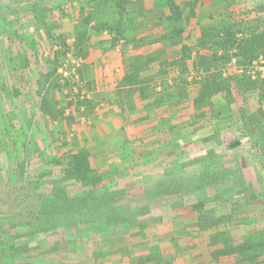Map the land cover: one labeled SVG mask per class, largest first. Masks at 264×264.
Instances as JSON below:
<instances>
[{"label": "rangeland", "instance_id": "1", "mask_svg": "<svg viewBox=\"0 0 264 264\" xmlns=\"http://www.w3.org/2000/svg\"><path fill=\"white\" fill-rule=\"evenodd\" d=\"M139 1L119 13L115 0H0V264H251L239 252L245 237L264 264V153L243 127L254 112L264 123V55L218 61L223 77L241 85L196 104L207 74L194 67L197 17L172 47L163 36L174 29L156 20L162 8ZM193 1L176 0L184 15ZM194 9L203 18L264 23V0H198ZM96 16L114 31L86 22ZM183 45L194 48L190 57ZM249 75L254 86L244 91ZM165 104L169 111L158 112L154 128L172 129L178 148L166 142L168 150H158L153 134L147 144L162 155L142 152L133 132L124 142L119 129L131 117L132 130L149 119L127 108ZM105 128L118 134L107 137ZM141 152L168 161L158 171L138 169ZM77 159L82 179L74 174ZM93 200L107 203L108 215L79 222L75 212ZM229 215L234 221L226 223Z\"/></svg>", "mask_w": 264, "mask_h": 264}, {"label": "trees", "instance_id": "2", "mask_svg": "<svg viewBox=\"0 0 264 264\" xmlns=\"http://www.w3.org/2000/svg\"><path fill=\"white\" fill-rule=\"evenodd\" d=\"M105 1L107 0H96L97 4H103L102 2H105ZM132 1H136L137 4L140 3L139 0H115V6L118 7L119 13H124L127 8V3L132 2ZM197 3H198V0H194L191 3L192 5L191 12L188 15H184V8L180 4H178L176 0H156L155 1L156 7H159V9L160 8L163 9V10L160 9V13L159 11L156 13L157 14L156 20L158 21V23L160 25L163 24L164 30L167 32H171L169 31L170 29L168 28L174 29L169 35V37L163 36L164 39L170 38V40H172L169 43V46L174 47L179 44L177 36H181L182 32L186 30L185 24L186 25L190 24L191 18L197 17L198 19V25L201 28V34H200V37L198 38V41L195 44L196 55L194 56V63H195L194 67H196L198 70H203L207 74L204 76V78L206 79V82L203 81L201 83L199 96L195 100L196 104L201 103L204 100H209L211 97H213L218 92H224L226 96H229L231 92H233L235 89L238 88L240 82L237 83L236 80L230 76L223 77L222 73L219 71V66L217 63L218 61L222 59L229 61L230 59H232L233 55L235 56L243 55L245 62H248L249 60H252L253 58L259 55H264V26H263L264 23L252 24L249 27L247 23H243V22H246L247 20L234 23V22H231L230 19L228 20L216 19L211 15L206 16L204 18L199 17L197 12L194 9L196 8ZM131 5H135V4L132 3ZM164 8L165 9L167 8L168 12ZM132 12H135V11L132 10ZM137 12L140 13L141 11L138 10ZM96 17L86 18V22L89 24V22L96 20L98 21V27L96 28V30L100 31L105 28H109L111 32L114 31V28H113L115 27L114 24L110 22L102 21L103 18H100V16H96ZM234 26H236L237 29L236 27L234 28ZM246 29H250V32H248ZM237 32H243V36L241 38H238L236 35ZM13 33L15 35L17 33V30L12 31V33H9L8 35L9 39H11V36ZM188 48H189L188 46L183 45L182 52L184 56L190 57L191 56L190 51L192 50L193 47L189 49ZM232 49L236 51L232 53L231 52ZM220 51L222 53H220ZM156 52L162 55V52H165V51L158 50ZM158 53H153L155 55L151 57L152 61H155V59L156 60L158 59V61H160L161 56ZM208 53H212V57H208L207 56ZM174 54L175 56H177L178 54H181V51H174ZM175 56H172V57H175ZM212 67H213V71H210ZM184 81L187 83L186 80ZM244 82H245L243 84L244 91H249L247 89H249L250 86L251 87L254 86L253 85L254 81H251L250 75L244 79ZM173 95H174L173 93L170 94L171 96L170 102H173V100L175 99ZM186 97L187 96L181 97L179 100L182 101ZM162 102L164 101L162 100ZM254 113H250L248 115V117L246 118L247 121L246 122L244 121L245 123L243 124V127H246V129L247 128L250 129L251 132L249 134L252 133L251 136H253L252 142L254 141L253 142L254 145L264 153V146H263L264 145V123L262 122V119L260 120L259 116ZM73 162L77 164L76 165L77 172L74 174H79V179H82L87 173L84 172L85 167L83 166L81 159H77L76 161H73ZM194 174L196 173H193L191 175H194ZM186 178H188V176ZM95 185L96 184L93 183L91 185L92 187L89 189L90 190L89 193L92 194L94 197L96 194H98L97 192L98 189L97 187H95ZM181 190L185 191L186 193L187 187L181 188ZM87 192L88 191H86V193ZM253 197L260 198V195L257 193H254ZM255 200H258V199H255ZM114 203L115 201L112 202V206ZM106 207H107V203L105 204L104 202L102 203L99 202L97 204V202L93 200L91 203L83 204L80 210L75 212L76 218H79L78 220L81 223H83L84 221H95V219L97 221L98 220L97 213L100 214V212H103L108 215L109 212L107 211ZM44 210L45 211H42V213L43 212L48 213L46 209ZM52 213L60 214V212L58 211L51 212L50 214ZM100 215H103V214H100ZM99 218H103V217H99ZM223 219L225 218L223 217ZM214 221H217V220L215 219ZM232 221H234V219L231 217V215H229L226 218V223H229ZM218 224L219 223H216L215 226H218ZM212 226L214 225L209 223L208 226L206 227L207 229L205 230L210 231ZM5 237L6 236H4V234H0V250H3L5 248V245H6V241L4 239ZM215 237L217 238L218 241H221L223 243L226 242V246H229V243L227 242L229 241L228 236H226L225 238H220V235L217 233ZM245 239L243 240V242H241L244 244H242V247L240 248L239 252L246 255L245 257L251 262V264H263L262 260H259L261 256L260 251L257 248H255L253 244L248 243L249 242L248 238H247L248 240L247 239L245 240ZM250 250H254L255 252H252V255H250L249 252L247 253V251H250ZM248 255H250L249 258H248Z\"/></svg>", "mask_w": 264, "mask_h": 264}, {"label": "crops", "instance_id": "3", "mask_svg": "<svg viewBox=\"0 0 264 264\" xmlns=\"http://www.w3.org/2000/svg\"><path fill=\"white\" fill-rule=\"evenodd\" d=\"M116 86H117V89H121V90H123V89H126L127 90V88L125 87V86H121L120 85V79H116ZM128 87V86H127ZM107 92L106 90H105V88L104 87H102V92ZM124 95V94H123ZM122 95V97L124 98V96ZM107 98V97H106ZM141 100V98L140 97H138V100ZM150 99V98H149ZM106 101V100H105ZM104 105V107H105V103H103ZM144 107V106H143ZM143 107L142 108H138L137 110L136 109H134V110H131L130 108H127V111H138L139 112V116L140 115H142L141 114V112L140 111H145V114L149 117V119H148V121L147 122H144V123H139V127H136V128H138V129H134V130H132V117L129 119V124L128 125H125L124 126V130H123V132H122V130H120L119 128V131H120V133H122L123 134V139H125V143L127 144V138L125 137V134H130V132H133L135 135L137 134V138H136V140L137 141H139L140 143L138 144V145H136V147H142L143 149V151L142 152H145V153H147V152H149L150 150V152H153V153H156V151H157V154L158 155H162V153H159L158 152V150H160V149H164L165 151L166 150H168V149H166V147H165V143L167 142V145L169 144V143H171V147H174V148H178V147H176V146H178V144H179V142H178V138H173L172 136H170V134H169V131H171L172 132V129L170 130L169 128H168V126H164V128H158V129H155L154 128V124L156 123V117H157V114H158V112H160V111H169V108L166 106V104L164 105V106H162V105H159V106H154V107H152V106H149L148 108L147 107H144V109H143ZM105 108H107V107H105ZM130 114V113H129ZM135 116V115H134ZM135 118V117H134ZM120 124H121V120L119 121L118 120V124H116L117 125V127H120ZM121 126H122V124H121ZM106 129V128H105ZM117 129V130H118ZM153 129H155V130H153ZM108 129H106V132L108 133L107 134V137H108V135H110V134H112V133H114L115 132V134H118V131H115V129H114V131L113 132H111V130H109V131H107ZM147 131V132H146ZM182 133H183V131H181ZM147 134H153V136L154 137H156V139H157V141L156 142H159V139H160V142L159 143H156L155 144V146L156 147H158V150L154 147V146H152V145H148L147 144V141H146V137L145 136H147ZM155 134V135H154ZM177 134H179V133H177ZM154 137H151V138H148V139H152L151 141L149 140L148 142L149 143H152L155 139H154ZM172 139H171V138ZM130 138V137H129ZM154 139V140H153ZM162 140V141H161ZM112 141V140H111ZM112 142H114V141H112ZM117 143V142H116ZM125 143H123V144H125ZM146 145V146H145ZM149 150V151H148ZM177 150H179V149H177ZM139 153L137 156L138 157H141V158H143L144 160L143 161H141V160H139L138 162H136V163H134V165H133V167L136 165V167L138 168V169H143L145 166H147V165H149V169L147 170L148 172H153V169H154V171H158V170H160L159 169V167H163V161L166 163L167 161H168V159H163L162 158V156L161 157H159V156H156V155H151L150 156V159L149 158H146L145 156H143L142 157V155H143V153ZM100 155H103V156H107L108 154L106 153V152H103L102 154H100ZM134 158H136L137 159V157H134ZM122 160V159H121ZM123 161V163H121ZM122 161H120L119 162V164L121 163V164H123V165H128V166H130V164H128L126 161H124V160H122ZM142 167V168H141ZM136 171V169L134 168V172ZM156 176V175H155ZM154 176V177H155ZM126 179H128V181H131V178H126ZM152 179H156V178H152ZM159 180V179H158Z\"/></svg>", "mask_w": 264, "mask_h": 264}, {"label": "built area", "instance_id": "4", "mask_svg": "<svg viewBox=\"0 0 264 264\" xmlns=\"http://www.w3.org/2000/svg\"><path fill=\"white\" fill-rule=\"evenodd\" d=\"M63 73H64L65 76H69V71L68 70H65Z\"/></svg>", "mask_w": 264, "mask_h": 264}]
</instances>
